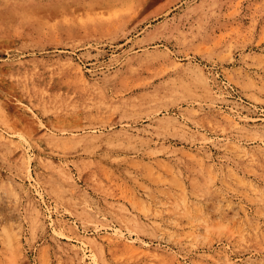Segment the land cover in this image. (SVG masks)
<instances>
[{"label":"rangeland","instance_id":"obj_1","mask_svg":"<svg viewBox=\"0 0 264 264\" xmlns=\"http://www.w3.org/2000/svg\"><path fill=\"white\" fill-rule=\"evenodd\" d=\"M0 264H264V0H0Z\"/></svg>","mask_w":264,"mask_h":264}]
</instances>
